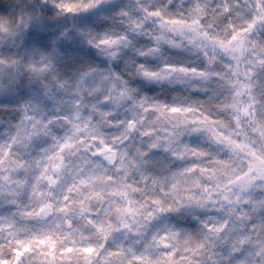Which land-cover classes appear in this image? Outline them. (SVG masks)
Returning <instances> with one entry per match:
<instances>
[{
	"label": "clouds",
	"instance_id": "1",
	"mask_svg": "<svg viewBox=\"0 0 264 264\" xmlns=\"http://www.w3.org/2000/svg\"><path fill=\"white\" fill-rule=\"evenodd\" d=\"M0 264H264V0H0Z\"/></svg>",
	"mask_w": 264,
	"mask_h": 264
}]
</instances>
